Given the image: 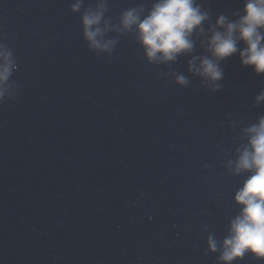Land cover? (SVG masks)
I'll return each mask as SVG.
<instances>
[{"label":"water","instance_id":"water-1","mask_svg":"<svg viewBox=\"0 0 264 264\" xmlns=\"http://www.w3.org/2000/svg\"><path fill=\"white\" fill-rule=\"evenodd\" d=\"M80 2L0 0V49L13 62L0 100V264H111L263 102L264 74L239 52L220 62L218 90L189 71L210 55L218 17L239 20L247 0H196L205 31L174 61H150L121 24L157 0ZM101 4L110 50L84 36L82 17Z\"/></svg>","mask_w":264,"mask_h":264},{"label":"clouds","instance_id":"clouds-1","mask_svg":"<svg viewBox=\"0 0 264 264\" xmlns=\"http://www.w3.org/2000/svg\"><path fill=\"white\" fill-rule=\"evenodd\" d=\"M72 7L79 10L80 0ZM103 8L101 4L97 11H89L82 17L84 36L90 42V47L110 50L114 42L103 39L107 24L104 28L99 27ZM244 12L236 21L220 15L206 42L210 55L193 57L189 61V71L203 77L213 90L221 87L218 83L223 78L220 62L237 52L243 65L251 66L257 74H264V32H261L264 29V0H247ZM208 19V12L202 11L196 0H157L143 18L135 8L126 11L121 24L125 29H136L150 61H174L178 55L193 51L192 34L196 31L204 33L203 22ZM238 41H243L246 46L240 49ZM0 60L3 61L0 63L2 100L4 85L11 74V53L0 49ZM176 79L181 85L188 83L183 75ZM256 100L257 103L264 101V92ZM248 131L251 133L250 147L245 148L239 156L236 172L250 171L252 174L235 196L243 208L241 214L231 222L230 235L224 240V252L220 259L228 262L247 252L264 258V117ZM209 244L213 250L216 249V242L211 237Z\"/></svg>","mask_w":264,"mask_h":264}]
</instances>
